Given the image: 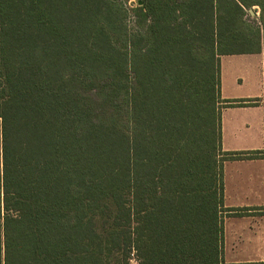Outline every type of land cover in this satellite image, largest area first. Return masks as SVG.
<instances>
[{"label": "trees", "instance_id": "trees-1", "mask_svg": "<svg viewBox=\"0 0 264 264\" xmlns=\"http://www.w3.org/2000/svg\"><path fill=\"white\" fill-rule=\"evenodd\" d=\"M126 1L0 0V264H263L223 259L219 57L264 0Z\"/></svg>", "mask_w": 264, "mask_h": 264}, {"label": "crops", "instance_id": "crops-1", "mask_svg": "<svg viewBox=\"0 0 264 264\" xmlns=\"http://www.w3.org/2000/svg\"><path fill=\"white\" fill-rule=\"evenodd\" d=\"M219 58L220 148L241 154L223 161V206L246 213L224 217L223 259L264 264V44Z\"/></svg>", "mask_w": 264, "mask_h": 264}, {"label": "rangeland", "instance_id": "rangeland-1", "mask_svg": "<svg viewBox=\"0 0 264 264\" xmlns=\"http://www.w3.org/2000/svg\"><path fill=\"white\" fill-rule=\"evenodd\" d=\"M134 3H135V0H127L126 1V6L127 7H133L134 6ZM250 8H252V10L254 11V14H247L245 16L246 17V20L249 22V24L253 28L261 27L262 25H261V22H260V19H259V7L258 6H252ZM127 20H128L129 27H131L132 24H133V16H132V13L131 12H129V15H128V19ZM237 46L238 45H236L234 47H237ZM130 261H131V264H135L134 257H132V259Z\"/></svg>", "mask_w": 264, "mask_h": 264}, {"label": "water", "instance_id": "water-1", "mask_svg": "<svg viewBox=\"0 0 264 264\" xmlns=\"http://www.w3.org/2000/svg\"><path fill=\"white\" fill-rule=\"evenodd\" d=\"M140 3H141V1H139V4ZM248 11H249L250 14H254V11L252 10V8H250Z\"/></svg>", "mask_w": 264, "mask_h": 264}]
</instances>
